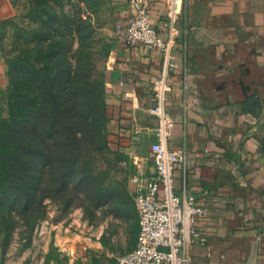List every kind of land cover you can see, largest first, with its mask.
Listing matches in <instances>:
<instances>
[{
	"label": "rangeland",
	"instance_id": "obj_1",
	"mask_svg": "<svg viewBox=\"0 0 264 264\" xmlns=\"http://www.w3.org/2000/svg\"><path fill=\"white\" fill-rule=\"evenodd\" d=\"M10 1L12 16L0 29V120L67 115L76 131L71 143L88 163L77 173L43 171L36 158L24 173H0V264H114L136 247L140 232L130 182L138 157L108 137L105 84L117 15L128 3ZM87 118L94 125L82 136Z\"/></svg>",
	"mask_w": 264,
	"mask_h": 264
},
{
	"label": "crops",
	"instance_id": "obj_2",
	"mask_svg": "<svg viewBox=\"0 0 264 264\" xmlns=\"http://www.w3.org/2000/svg\"><path fill=\"white\" fill-rule=\"evenodd\" d=\"M12 12L0 0V29ZM151 12L162 29L166 0H152ZM178 27L181 67L168 77V113L170 146L186 162L176 167V189L208 209L195 224L191 264H264V0H183ZM163 66L160 52L119 38L105 76L108 137L150 173L157 120L149 109Z\"/></svg>",
	"mask_w": 264,
	"mask_h": 264
},
{
	"label": "built area",
	"instance_id": "obj_3",
	"mask_svg": "<svg viewBox=\"0 0 264 264\" xmlns=\"http://www.w3.org/2000/svg\"><path fill=\"white\" fill-rule=\"evenodd\" d=\"M126 1L127 7L118 12L116 19L119 38L129 47L142 45L160 52L164 66L161 76L153 83L154 103L149 109V114L157 120L149 157L154 170L148 172L147 161L135 159L136 168L130 181L140 216L138 241L115 264H191L189 247L197 236L195 224L208 209L198 204L187 190L182 194L177 191L175 171L178 164L186 162V155L170 146L175 120L168 113L171 93L168 77L171 71L181 67L177 43L182 34L178 23L183 0H166L162 29L152 21V0ZM183 45V51H187V41ZM183 61L188 72L187 53ZM125 95L128 97L130 93Z\"/></svg>",
	"mask_w": 264,
	"mask_h": 264
},
{
	"label": "trees",
	"instance_id": "obj_4",
	"mask_svg": "<svg viewBox=\"0 0 264 264\" xmlns=\"http://www.w3.org/2000/svg\"><path fill=\"white\" fill-rule=\"evenodd\" d=\"M46 108L41 106L38 111L45 113ZM93 125V121L87 118L84 121L85 131H80L83 132L82 136L87 134V130L92 129ZM34 129L38 132H32ZM100 134L99 131L98 135ZM74 136L76 137V131L67 115L56 116L50 120L43 117L35 121L14 118L10 121L0 120V173L5 177L12 173V177L19 168L24 173L36 158L43 162V171L45 168L57 166L62 172L69 168L70 172L77 173L83 164L88 162L80 158L79 149L71 143V137ZM44 177L45 173L40 178ZM24 178L29 179V175L22 177Z\"/></svg>",
	"mask_w": 264,
	"mask_h": 264
}]
</instances>
